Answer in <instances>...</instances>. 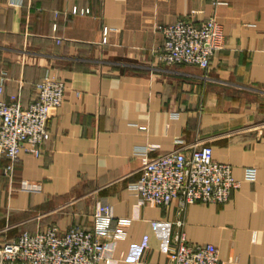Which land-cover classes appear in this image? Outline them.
<instances>
[{"label": "crops", "instance_id": "obj_1", "mask_svg": "<svg viewBox=\"0 0 264 264\" xmlns=\"http://www.w3.org/2000/svg\"><path fill=\"white\" fill-rule=\"evenodd\" d=\"M211 15L224 44L206 70L158 59L159 26ZM2 71L0 99L28 105L45 75L65 91L41 154H20L12 182L1 159L0 244L49 225L90 230L108 202L129 224L97 264H165L179 219L191 242L214 244L221 264H264V0H0ZM180 144H208L232 166L239 185L227 201L183 213L174 202L138 203V151L154 157ZM21 179L39 188L20 190Z\"/></svg>", "mask_w": 264, "mask_h": 264}, {"label": "built area", "instance_id": "obj_2", "mask_svg": "<svg viewBox=\"0 0 264 264\" xmlns=\"http://www.w3.org/2000/svg\"><path fill=\"white\" fill-rule=\"evenodd\" d=\"M88 9L72 8V12ZM164 41L158 59L165 64L195 65L206 70L211 56L224 44L221 24L211 15L199 24L184 20L159 26ZM106 31L104 30L103 40ZM5 71L0 74V92ZM35 96L24 106L19 99H0V162L6 158L4 174L12 182L14 164L20 154L39 156L47 137V121L64 100L65 84L61 78L45 75L34 84ZM139 177L131 184L139 204L168 206L175 203L180 212L196 203H223L239 182L232 166L213 157L208 144H194L148 156L141 149ZM253 178L254 171H247ZM35 183L21 179L20 190H36ZM93 228L79 225L60 229L49 225L35 232L23 231L0 244V264H97L112 257L117 239L129 224L128 218L117 217L108 202H100L93 213ZM177 230L167 247L165 264H221L219 253L209 242H191L184 220L176 221Z\"/></svg>", "mask_w": 264, "mask_h": 264}]
</instances>
